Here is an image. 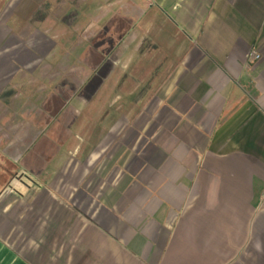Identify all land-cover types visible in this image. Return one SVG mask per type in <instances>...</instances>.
<instances>
[{"label": "crops", "instance_id": "1", "mask_svg": "<svg viewBox=\"0 0 264 264\" xmlns=\"http://www.w3.org/2000/svg\"><path fill=\"white\" fill-rule=\"evenodd\" d=\"M122 1L101 28L169 41L153 118L46 137V98L22 110L37 117L0 147V264H264V0Z\"/></svg>", "mask_w": 264, "mask_h": 264}, {"label": "rangeland", "instance_id": "2", "mask_svg": "<svg viewBox=\"0 0 264 264\" xmlns=\"http://www.w3.org/2000/svg\"><path fill=\"white\" fill-rule=\"evenodd\" d=\"M120 7L122 0L4 2L0 10V137L4 144L0 147L5 154L13 151L11 138L29 130L22 121L37 117L36 112L27 115L22 110L40 106L44 98L40 121L46 123V137L67 120L84 123L90 133L98 130L94 126L100 125L102 131L110 122L123 132L127 118L133 122L153 118L162 86H158L160 68L170 56L165 46L169 41L155 31L140 34L138 27L137 36L130 40L126 35L131 27H127L133 18L101 28L108 14ZM115 49L128 50L130 59H119L112 54ZM85 57L101 62L93 69L82 62ZM115 106L116 113L107 111ZM52 110L56 113L50 118Z\"/></svg>", "mask_w": 264, "mask_h": 264}, {"label": "built area", "instance_id": "3", "mask_svg": "<svg viewBox=\"0 0 264 264\" xmlns=\"http://www.w3.org/2000/svg\"><path fill=\"white\" fill-rule=\"evenodd\" d=\"M261 58V55L259 52H257L256 50H250L247 55H246V59L248 63H252L257 61L258 59Z\"/></svg>", "mask_w": 264, "mask_h": 264}, {"label": "trees", "instance_id": "4", "mask_svg": "<svg viewBox=\"0 0 264 264\" xmlns=\"http://www.w3.org/2000/svg\"><path fill=\"white\" fill-rule=\"evenodd\" d=\"M90 65H91V66H95V65H97V63L94 64V63L91 62Z\"/></svg>", "mask_w": 264, "mask_h": 264}]
</instances>
